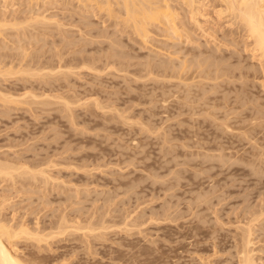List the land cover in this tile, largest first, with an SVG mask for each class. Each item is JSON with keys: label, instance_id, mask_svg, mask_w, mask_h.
Returning a JSON list of instances; mask_svg holds the SVG:
<instances>
[{"label": "rangeland", "instance_id": "obj_1", "mask_svg": "<svg viewBox=\"0 0 264 264\" xmlns=\"http://www.w3.org/2000/svg\"><path fill=\"white\" fill-rule=\"evenodd\" d=\"M115 1L0 0V225L45 239L21 234L13 251L35 264H264L251 38L218 0L199 24L181 10L147 37Z\"/></svg>", "mask_w": 264, "mask_h": 264}, {"label": "bare ground", "instance_id": "obj_2", "mask_svg": "<svg viewBox=\"0 0 264 264\" xmlns=\"http://www.w3.org/2000/svg\"><path fill=\"white\" fill-rule=\"evenodd\" d=\"M174 1H177L178 5L172 4L171 1L169 0H116L115 2L116 4L120 5V7H122L124 13L126 14V18L123 22H126L127 24L128 23L131 24L134 29L133 31L138 33V35L140 34L141 37L142 36L147 37L148 36L147 35L148 34L147 25H149L150 22L165 18L168 21H170V23L167 21L168 24H170L171 26H174V25L176 26L177 25L176 23H178L176 21L178 20L180 13H182L183 11L189 12V14L186 12L189 15V18L191 20L193 19L194 21L198 23V16L200 14H203L201 11L202 10L201 8L204 6L203 0H174ZM218 1L221 2V5H222L218 13L220 14V16H222V19H225V22L227 23V25L231 28H233L234 25L236 26L238 25L242 27L246 31L247 37L251 38L253 42V46H254L253 49H255L254 51H257L259 53V56L261 57L260 58L261 68L264 71V0H218ZM108 10H109V7H108ZM109 12L111 11L109 10ZM184 12L183 14H186ZM156 22H159V21H156ZM3 24L4 25H1L0 27L2 26L6 27L4 22ZM9 25H12V24H9ZM2 33H3V30L0 33V35ZM163 65L165 66V64ZM11 99L13 100L14 96L13 98L11 97ZM11 99H9V102H11L10 101ZM2 100H5V99H2ZM5 170L3 171L5 172ZM4 172L1 171V173H4ZM6 172H5V175H6ZM21 234L26 235V236H28L29 234L32 236L30 237L31 239L34 238V240L36 239L37 241H40V242L41 240H45L42 237V235L40 236L39 233L36 234V233L29 231L27 227L26 228L22 227L19 231H16L13 229L11 230L9 227H6V225H0V264H35L32 262L31 263L26 262L25 260L21 259V257L19 258L17 254L15 253V249L14 251L12 249L14 248V246L12 247L13 241L15 240L14 238L21 236ZM243 253L241 254L244 255ZM247 255L248 257L244 256V259L241 260V262L243 261V264L262 263V262L257 263L256 261H254L255 259L252 260L253 259L252 257L249 258V254Z\"/></svg>", "mask_w": 264, "mask_h": 264}]
</instances>
